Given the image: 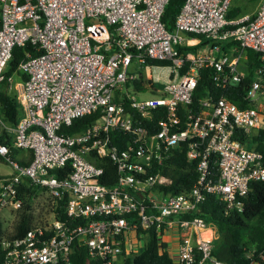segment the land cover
Here are the masks:
<instances>
[{"label":"built area","instance_id":"built-area-1","mask_svg":"<svg viewBox=\"0 0 264 264\" xmlns=\"http://www.w3.org/2000/svg\"><path fill=\"white\" fill-rule=\"evenodd\" d=\"M167 1L0 0V81L14 45L27 41L35 49L16 65L23 79L5 77L17 86L20 115L2 125L31 158L12 160L0 142V156L12 167L0 177V209L20 207L23 179L52 200L67 196L63 218L50 208L22 234L0 237L2 264H68L73 243L114 264L137 251L138 229L151 227L161 241L164 232L175 233L178 263L224 264L210 255L212 234L203 235L211 226L184 214L207 194L240 210L249 181L264 180L262 153L244 140L264 129V0L251 14L230 19L224 16L230 0H184L171 30L161 20ZM189 33L208 42L179 49L190 44ZM224 40L232 42L227 52L220 51ZM244 47L263 59L242 96L250 105L239 107L222 93L191 105L201 67L211 68L221 88L239 81ZM161 77L159 94L137 96L157 90L153 83ZM88 113L94 116L82 130L58 131ZM110 129L127 135L122 147L110 142ZM176 152L193 161L196 177L188 189L171 192V177L161 170ZM93 156L113 164V182L100 181L103 166ZM65 163V175L50 172Z\"/></svg>","mask_w":264,"mask_h":264},{"label":"trees","instance_id":"trees-1","mask_svg":"<svg viewBox=\"0 0 264 264\" xmlns=\"http://www.w3.org/2000/svg\"><path fill=\"white\" fill-rule=\"evenodd\" d=\"M184 0H168L164 6L161 20L166 29H171L174 17ZM234 12L228 8L226 16H232ZM198 36H201L198 34ZM206 41V39H204ZM218 42V41H217ZM220 51L225 52L229 42H219ZM196 45L178 46L179 49H194ZM242 76L236 83H230L224 88L216 86L211 80V68L201 67L198 71L196 85L191 94V105H194L197 98L206 95L216 96L224 94L229 100L239 107L249 106L250 103L242 98L249 80L253 77L254 71L261 65L263 59L259 51L249 47L243 49ZM26 53L34 54L35 49L29 42L22 45H14L11 48L10 56L6 61L4 77L0 81V142L4 143L8 150V156L20 164H26L31 158V151H27L25 159H16V154L24 148L15 145L12 133L6 130L2 124L14 125L18 118V103L13 94L9 93L6 76L13 74L16 80H21L25 75L15 68L17 63L25 57ZM160 61V60H152ZM139 80L135 81L137 85ZM94 113L83 114L71 120L67 125L61 124L58 131L75 133L82 130L93 118ZM110 142L118 147L124 145L127 135L116 129L109 130ZM247 147H253L260 151L264 161V129L258 128L247 135L244 140ZM92 154V152L90 153ZM0 160L7 162L0 156ZM93 162L103 166V175L100 181L110 184L114 180V166L105 157L93 156ZM69 171V164L50 170L57 177L65 175ZM171 177L172 183L169 186L171 192H179L188 189L194 182L196 172L193 161H186L182 152H176L169 165H163L161 170ZM5 175V174H4ZM0 174V177L4 176ZM42 189L35 184H29L23 179L18 186V194L21 198V205L12 230L7 236L22 234L25 229L32 226V215L29 211L32 197L37 189ZM66 195L52 200L50 208L56 211L57 218H63V205ZM241 202V209L236 207H225L224 201L215 198L212 194L206 197L196 206L189 210L185 216H200L214 229V236L211 239L210 255L224 264H249L257 260L264 264V180L249 181L248 190L243 196L238 197ZM142 233L141 247L134 252L124 256L122 261L114 264H180L173 259L164 248V241H161L160 232L153 227L138 229ZM1 237V220H0ZM199 254L196 253V259ZM0 264H2V252L0 249ZM68 264H102V260L88 254L86 247L82 244L73 243L69 253Z\"/></svg>","mask_w":264,"mask_h":264},{"label":"rangeland","instance_id":"rangeland-1","mask_svg":"<svg viewBox=\"0 0 264 264\" xmlns=\"http://www.w3.org/2000/svg\"><path fill=\"white\" fill-rule=\"evenodd\" d=\"M172 29V28H171ZM167 29V30H171ZM156 65H164V61H154ZM159 72V69H154L152 71ZM163 86L162 77L159 80L154 81L153 87L157 90L144 89L137 95L138 97H145L150 93L159 94V90ZM9 93L12 92L11 89H7ZM12 171V167L9 163L0 160V174H8ZM51 197L50 195L43 189H37L35 195L32 197L31 205L29 211L32 215V224L40 222L49 216ZM20 208V207H19ZM19 208L10 209L8 207L0 209V220H1V236H7V233L12 230V226L17 218V213L19 212ZM142 242V239H141Z\"/></svg>","mask_w":264,"mask_h":264},{"label":"crops","instance_id":"crops-1","mask_svg":"<svg viewBox=\"0 0 264 264\" xmlns=\"http://www.w3.org/2000/svg\"><path fill=\"white\" fill-rule=\"evenodd\" d=\"M258 1L259 0H230L229 4H228V7L224 13V16L225 18H234V17H238L244 13H249L251 14L252 12H254L255 8L257 7V4H258ZM231 9L233 12H234V15L232 16H226V12L227 10ZM201 35V34H200ZM187 38H190L189 39V42L190 44L188 45H196V47L194 49H188V50H195L196 48L198 47H202L204 44H206L208 42V38L204 37L202 35L201 36H198V34H186ZM206 39V41L204 40ZM223 43L224 42H229V46L227 48V51L229 50V47L230 45H232V42L231 41H222ZM186 45V46H188ZM245 48V47H244ZM243 48V49H244ZM243 49H242V55L240 57V64H239V68L242 70L243 68V59L245 58V55H244V52H243ZM225 51V52H227ZM7 89H11L12 92L11 94L14 95V97H16V91H17V86L16 85H12V84H8V88ZM20 115V109H19V106H18V117ZM11 132V131H10ZM27 151H30L29 149H22L19 151V153L16 154V159H25L26 156H27ZM2 161V160H1ZM208 231V234H212V237L214 236V229L213 227H209L207 229ZM204 232V231H203ZM162 241H164V248L169 252L170 256L174 259L175 258V253H176V237H175V233L173 232H164L162 234ZM141 241L139 243V245L137 246L136 245V250H138L140 247H141ZM201 264H214L212 261L210 260H203L201 262ZM249 264H260V262H258L257 260H252Z\"/></svg>","mask_w":264,"mask_h":264},{"label":"bare ground","instance_id":"bare-ground-1","mask_svg":"<svg viewBox=\"0 0 264 264\" xmlns=\"http://www.w3.org/2000/svg\"><path fill=\"white\" fill-rule=\"evenodd\" d=\"M203 235H208V231L207 230H205L204 232H203Z\"/></svg>","mask_w":264,"mask_h":264}]
</instances>
